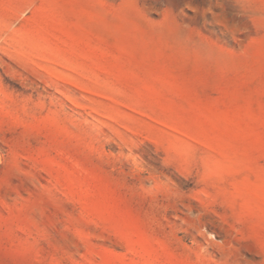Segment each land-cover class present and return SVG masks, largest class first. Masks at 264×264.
<instances>
[{
    "label": "rangeland",
    "instance_id": "374dc122",
    "mask_svg": "<svg viewBox=\"0 0 264 264\" xmlns=\"http://www.w3.org/2000/svg\"><path fill=\"white\" fill-rule=\"evenodd\" d=\"M0 264H264V0H0Z\"/></svg>",
    "mask_w": 264,
    "mask_h": 264
}]
</instances>
